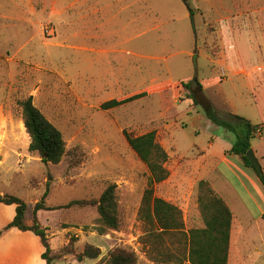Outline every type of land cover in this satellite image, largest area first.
Wrapping results in <instances>:
<instances>
[{
  "label": "rangeland",
  "instance_id": "1",
  "mask_svg": "<svg viewBox=\"0 0 264 264\" xmlns=\"http://www.w3.org/2000/svg\"><path fill=\"white\" fill-rule=\"evenodd\" d=\"M215 2L222 8L218 12L213 5L208 9ZM225 2L0 0V194L23 200L28 206L25 223L31 224L33 206L42 199L47 181L45 203L50 207L96 200L107 185L117 187V231L99 235L98 215L90 206L42 213L40 222L50 230L52 251L60 256L55 264H107L115 250L134 254L137 264H151L153 252L145 243V227L138 217L149 174L129 148L124 132L131 136L156 132L169 155L170 175L155 187V196L180 210L184 231L201 227L197 203L201 155L194 145L201 149L209 135L201 132V123L196 126L199 135L186 126L198 113L207 118L201 111L180 108L182 102L183 107L190 102L183 100L181 84L212 80L216 86L204 93L221 108L220 117L227 119L225 102L236 87L229 80V56L238 52L253 66L247 73L260 68L264 75V10L239 13ZM141 93L146 96L101 109L108 101ZM29 96L63 136L68 154L57 166L45 165L28 152L30 139L16 104ZM172 140L176 146L169 151ZM255 150L263 164L264 154ZM260 184L255 201L261 209L264 187ZM251 230L254 244L244 233L233 236L229 264H249L254 259L248 249L258 246V227ZM20 234L26 238L10 236L0 244V264H4L1 248L10 243L27 251L28 264H38V246L30 238L35 236ZM88 245L98 248L100 256L79 261ZM259 260L257 264L262 263Z\"/></svg>",
  "mask_w": 264,
  "mask_h": 264
},
{
  "label": "trees",
  "instance_id": "2",
  "mask_svg": "<svg viewBox=\"0 0 264 264\" xmlns=\"http://www.w3.org/2000/svg\"><path fill=\"white\" fill-rule=\"evenodd\" d=\"M189 12L192 14V9H189ZM247 46H249L248 43ZM181 85L185 91L183 100L190 101L187 104L189 109L201 111L212 124L233 134L234 141L229 154L238 156L245 168L254 171L264 187L263 169L260 166L257 170L246 158V153L251 148V140L255 138L262 126L252 125L235 114H229L227 119L221 118L198 82L189 80ZM144 96L146 94L141 93L125 100H111L104 103L101 109L117 108ZM16 105L20 111L25 132L30 139L28 152L37 155L40 162L45 165L57 166L68 154L61 132L34 105L31 96L19 100ZM123 134L129 148L145 165L149 174L138 217L145 227V243L151 248L150 252H153L152 256H149L151 264H228L233 215L223 199L214 193L208 182L200 181L197 203L201 215V227L184 231L180 210L172 203L155 196V187L165 182L170 175L166 167L169 155L157 140L156 132L150 131L139 136H131L125 132ZM48 188L47 181L42 199L33 206L31 225L25 223L27 204L11 194H0V204L15 206L14 218L0 229V238L12 229L30 232L39 239L43 248L40 258L45 264H55L60 256L52 251L48 236L49 229L43 227L38 218L40 211L52 212L90 206L96 209L98 215L96 231L99 235L119 229L118 195L115 184L107 185L96 200L72 201L59 207H50L45 203ZM167 240L171 241L170 245L166 243ZM171 246L174 250H171ZM100 254L98 248L88 245L77 259L93 261L98 259ZM107 264H137V262L134 254L125 250H115L110 253Z\"/></svg>",
  "mask_w": 264,
  "mask_h": 264
},
{
  "label": "crops",
  "instance_id": "3",
  "mask_svg": "<svg viewBox=\"0 0 264 264\" xmlns=\"http://www.w3.org/2000/svg\"><path fill=\"white\" fill-rule=\"evenodd\" d=\"M86 1L88 2L89 0ZM219 1L221 2V0ZM254 2L255 0H226L225 4L223 5L232 9L235 8V12L239 13H261L264 10V0H260L259 2L255 3ZM119 3L120 1H118V4ZM215 4L216 2L209 3L208 9H210L212 5L214 6L216 12H218L219 9H222L217 8ZM73 6L74 5L72 3L70 7ZM91 7L93 8L94 5ZM257 8H259V10H257ZM247 57H249V60L251 59L250 55ZM228 59L231 60L230 66H228L230 76L229 80L230 83L236 85V87L233 89L230 99L227 102L224 101L228 109L227 116L229 114H235L243 117L252 125L262 126L261 130L258 131L255 136V139L259 140L257 145H253V142L251 141V149L254 151L257 157L255 149H258L259 151L261 149L262 153L264 154V75L262 74L260 68L256 69L257 71L255 70L256 73H253L254 70H252L251 73H247L250 72L249 69L253 66L247 65L245 62V56H241L238 52H235L229 56ZM249 60H247V62ZM218 79L221 81L220 78ZM200 84L203 85L202 87H204L205 93L207 88L215 85V83L210 79L201 81ZM183 105L184 104L182 102L180 108H182L183 111L191 110L188 108V105L184 107ZM214 107L216 108L215 105ZM216 110L218 113L221 112V108H216ZM197 115L198 117L193 116V118L189 119L190 121L188 120L189 123L187 124V127L193 128L194 133H196L198 130L196 126L197 124L199 125V123H201V126H199L202 129L201 132L209 135L206 145H201L203 146L201 149L194 145V150L199 152L201 155V181H206L209 183L214 193L223 199L233 215L228 264L230 263L232 255L233 236L238 238L244 233L245 238L249 239V242L254 244V237L253 235L251 236V233L254 232L251 229L255 225L258 227V230L255 231L257 236L255 239H258V246L253 249H248V252H252V256L254 257V259H250L249 264H257V262L260 261L259 259H262L261 264H264V201L263 204H261V209L257 207V202L255 201L256 192H258V190L260 192V181L254 171L243 166L238 156L229 154L234 141L233 134L227 132L226 130H224L222 133H216V125L212 124L208 119H204L203 115L200 116L199 113ZM196 134L199 135V133ZM221 140H223L222 143H220ZM173 142L174 141L172 140V143H168L169 151H171V149H175L176 145H173ZM261 159L263 164L260 162L259 163L264 173V158L262 157ZM1 205L2 204H0V214H2V216L0 217V229L12 221L15 215V206ZM42 213H44V211H40L38 213L39 220ZM240 217H243L245 221H243V219L241 220ZM26 225L31 224L26 223ZM42 226L45 227L44 225ZM48 232H50V230ZM246 232H249L248 236ZM20 233L26 234L30 232H20L16 229H12L0 239V244L4 243V241H6L10 236H14L19 239L21 236L26 238L25 235ZM30 238L33 243L38 246V256H35V258L38 260V264H45V262L40 258L43 248L39 242V239L36 236V239L34 237ZM246 242L247 240L244 241V244ZM10 244H5L1 248L3 249V263L28 264L29 254L27 251H25L20 244H13L14 246H11Z\"/></svg>",
  "mask_w": 264,
  "mask_h": 264
},
{
  "label": "water",
  "instance_id": "4",
  "mask_svg": "<svg viewBox=\"0 0 264 264\" xmlns=\"http://www.w3.org/2000/svg\"><path fill=\"white\" fill-rule=\"evenodd\" d=\"M192 25L194 27V24L192 22ZM194 64L196 65V63L194 62ZM194 82H197L196 79H194ZM246 158L254 165V167L259 170L260 169V165L259 162L257 161V158L255 156L254 151L250 148L247 153H246Z\"/></svg>",
  "mask_w": 264,
  "mask_h": 264
}]
</instances>
